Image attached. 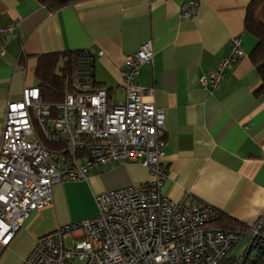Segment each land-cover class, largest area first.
<instances>
[{"label": "crops", "instance_id": "crops-1", "mask_svg": "<svg viewBox=\"0 0 264 264\" xmlns=\"http://www.w3.org/2000/svg\"><path fill=\"white\" fill-rule=\"evenodd\" d=\"M197 1L196 18L188 20L181 16L185 0H74L54 13L36 0H0V26L18 24L0 45V138L8 99L37 87L39 57L79 52L89 61L85 74L116 106L124 101L127 57L149 41L153 65L139 68L136 84L165 118L162 194L176 203L199 199L242 229L264 221V96L256 93L261 79L250 59L257 40L245 28L253 0ZM232 38L245 56L223 73L219 90L201 87L200 78L230 54ZM149 174L125 162L53 186L50 206L26 218L0 264H23L38 239L95 216L96 195L145 187ZM251 243V235L242 237L223 264H244L240 256Z\"/></svg>", "mask_w": 264, "mask_h": 264}, {"label": "built area", "instance_id": "built-area-1", "mask_svg": "<svg viewBox=\"0 0 264 264\" xmlns=\"http://www.w3.org/2000/svg\"><path fill=\"white\" fill-rule=\"evenodd\" d=\"M185 1L181 16L193 20L198 1ZM17 28L0 26V45ZM228 49L216 71L200 78L201 87L219 90L223 73L245 56L239 38ZM153 59L149 41L127 57L120 77L124 101L116 106L108 103L107 88L85 73L59 104L44 103L37 87L8 99L0 138V254L28 216L50 206L53 186L125 162L147 169L150 182L96 195L95 216L38 239L23 264H223L246 235L253 252L264 247L263 220L246 229L214 227L218 210L199 199L176 203L162 194L165 118L144 102L136 84L139 68Z\"/></svg>", "mask_w": 264, "mask_h": 264}, {"label": "trees", "instance_id": "trees-1", "mask_svg": "<svg viewBox=\"0 0 264 264\" xmlns=\"http://www.w3.org/2000/svg\"><path fill=\"white\" fill-rule=\"evenodd\" d=\"M48 13H54L70 5L74 0H36ZM246 30L257 40L250 59L258 72L261 84L257 95L264 96V0H253L247 9L245 21ZM89 61L82 58L79 52L62 54H48L39 57L36 68L37 88L41 92L43 102L46 104H59L64 100L66 92L72 87L80 76L85 73ZM50 147V146H49ZM214 227L226 230L243 228L235 222L220 218ZM253 261L247 258L244 264H264V255L257 253ZM227 260V259H226ZM224 260L223 263L226 262ZM235 264L236 261H230Z\"/></svg>", "mask_w": 264, "mask_h": 264}, {"label": "water", "instance_id": "water-1", "mask_svg": "<svg viewBox=\"0 0 264 264\" xmlns=\"http://www.w3.org/2000/svg\"><path fill=\"white\" fill-rule=\"evenodd\" d=\"M251 251H252V250L250 249V246H249V250L247 251V253H246V254H243V255L240 256V257H242V258L246 257V258H247V257L249 256V254L251 253ZM259 253L261 254V256L264 255V247H263V248L261 247V250H260ZM240 259H241V258H240Z\"/></svg>", "mask_w": 264, "mask_h": 264}, {"label": "rangeland", "instance_id": "rangeland-1", "mask_svg": "<svg viewBox=\"0 0 264 264\" xmlns=\"http://www.w3.org/2000/svg\"><path fill=\"white\" fill-rule=\"evenodd\" d=\"M65 246L70 247V241L69 240H66Z\"/></svg>", "mask_w": 264, "mask_h": 264}]
</instances>
